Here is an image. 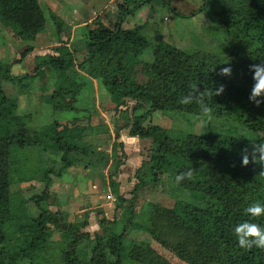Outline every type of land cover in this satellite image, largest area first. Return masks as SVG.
Returning a JSON list of instances; mask_svg holds the SVG:
<instances>
[{
  "label": "trees",
  "instance_id": "trees-1",
  "mask_svg": "<svg viewBox=\"0 0 264 264\" xmlns=\"http://www.w3.org/2000/svg\"><path fill=\"white\" fill-rule=\"evenodd\" d=\"M125 5L108 22L98 19L93 26L82 25L84 56L77 64L73 52L59 46L55 55L34 57L35 74L0 76V264H171L154 245L186 264H264V248L241 247L234 231L246 220L264 227V216L246 213L249 205L264 204V165L242 164V149L251 150V140L264 141V103L257 106L249 99V65L264 59V0H222L216 19L231 47L223 57L184 51L165 41L151 48L142 33L123 26L125 16L136 8ZM0 24L17 38L33 42L45 29V15L39 0H0ZM228 66L231 76L218 74ZM41 73L49 81L54 78L57 88L75 83L76 94L86 80L97 79L117 106L128 99L149 103L143 111L133 110L128 126L130 136L150 139L149 158L135 172L131 197L117 195L119 218L102 219L101 232L80 230L85 220L74 225L66 212L43 202L52 183L49 174L59 179L78 165L103 170L113 156L96 146L64 140L57 121L38 129L26 126L28 116L16 111L19 93L7 86ZM221 84L224 92L206 99L211 121L197 103L179 102L197 86L203 91ZM53 105L54 110L63 109ZM167 109L202 117L204 132L150 122L152 112ZM30 148L47 165L38 169L45 182L42 191L27 198L15 189L13 175ZM190 168L196 169L193 178L177 183L176 176ZM157 186L173 199L172 206L138 196ZM137 216L141 223L134 222ZM133 230L140 231L141 239L129 236Z\"/></svg>",
  "mask_w": 264,
  "mask_h": 264
},
{
  "label": "rangeland",
  "instance_id": "rangeland-1",
  "mask_svg": "<svg viewBox=\"0 0 264 264\" xmlns=\"http://www.w3.org/2000/svg\"><path fill=\"white\" fill-rule=\"evenodd\" d=\"M124 1L39 0L45 15V29L33 42L17 38L9 28L0 24V76L35 74L34 57L46 53L55 55L59 46H66L72 51L77 64L84 56V43L81 37L84 29L78 24L87 21L89 14L93 18L86 23L87 25L93 26L98 19L108 22L109 18L116 16L118 7L121 5L124 7L125 4L128 9L134 6L136 8L133 14L125 16L123 26L142 33L151 48L157 42L165 41L184 51L214 53L220 57L230 52L231 47H227L216 19L222 7V0H207L205 8L201 10L198 8L204 4V0H147L143 3H140L142 0L123 3ZM30 45L33 48L27 52L26 49ZM151 48L147 51L148 54ZM42 74L46 73L26 77L18 86L11 84L7 86L8 91L19 93L16 111L20 115L28 116L26 126L38 129L57 121L58 130L64 140L79 142V145L96 146L97 149H104L113 156V161L103 170L95 171L78 165L70 167L67 174L59 179L54 173L49 174L52 183L49 191L43 195V202L52 210H64L68 214V220L74 225L83 223V214L95 212L88 232L91 234L101 232L102 219L119 218L122 208L117 204V195L131 197L136 181L135 172L141 162L149 158L150 139L136 137L133 141H128L127 149L120 141L122 135L129 136L128 126L133 110L135 113L143 111L149 103H138L128 99L123 105L117 106L97 79L86 80L80 93L76 94L75 83L57 88L54 78L49 81L48 76H41ZM58 82L60 84L61 81ZM50 96H52L51 102ZM53 104L62 106L63 109L54 110ZM69 105L72 106L71 110L66 109ZM150 122L171 130L194 134L204 132L203 118L186 112L157 110L151 113ZM24 152L27 158H20L17 166L19 171L13 175V179L15 189L28 198L42 191L45 182L41 180L42 174L38 169L47 164L43 165V162L38 161V153L33 148ZM45 155V161L50 162V158ZM133 159L136 161H132ZM121 171L123 175L121 181L124 186L119 189V183L114 180L112 185L108 186L112 181L111 176H117ZM92 183L97 187L91 188ZM88 189L92 190L90 196H97L92 202L89 195L83 201V195L87 194L85 192ZM163 189L162 186L144 189L138 192V196L164 206H172L173 199L166 195ZM108 193L114 198L111 205H106V210L96 207L102 199L101 195L107 200L105 195ZM80 203L82 205H78ZM68 205L67 210L64 209ZM83 206L88 207L87 211L78 213L79 207ZM133 220L135 223L142 222L138 216ZM85 229L84 226L80 228V230ZM128 234L131 238L141 239L140 231L133 230ZM154 247L171 264H186L172 252L158 245ZM19 263L31 264L27 260L21 262L19 260Z\"/></svg>",
  "mask_w": 264,
  "mask_h": 264
},
{
  "label": "clouds",
  "instance_id": "clouds-1",
  "mask_svg": "<svg viewBox=\"0 0 264 264\" xmlns=\"http://www.w3.org/2000/svg\"><path fill=\"white\" fill-rule=\"evenodd\" d=\"M249 71L252 73V88L249 99L253 101L257 106L264 103V59L260 63H253L249 65ZM233 69L231 66L222 67L219 70L221 76H231ZM225 86L221 84L215 89L204 88L203 91L197 86L188 95L184 96L179 102L182 104L197 103L200 107L201 113L208 118L209 121L213 119L212 108L206 102L209 97H215L224 92ZM242 149V164L247 166L249 163H256L264 165V141H253L251 145ZM196 169L190 168L186 172H182L176 176V182L180 183L185 179L191 180L194 176ZM264 174V171H261ZM246 213L251 217L264 216V204L259 202L253 203L246 208ZM235 234L238 239V243L241 247L251 249L252 247L264 248V227L260 224L244 221L236 225Z\"/></svg>",
  "mask_w": 264,
  "mask_h": 264
},
{
  "label": "crops",
  "instance_id": "crops-1",
  "mask_svg": "<svg viewBox=\"0 0 264 264\" xmlns=\"http://www.w3.org/2000/svg\"><path fill=\"white\" fill-rule=\"evenodd\" d=\"M108 2H110V1H112V0H107ZM131 0H126L125 2H123V3H126V2H130ZM122 3V4H123ZM131 14H133V13H131ZM135 17V16H134ZM87 21H82L81 23H79L78 25H85L86 23H88V21H91V19L93 18L92 16H91V14H89L88 16H87ZM134 139H136V137L135 136H121V138H120V141H122L123 142V144L125 145V148L127 149V145H128V141H133ZM127 153V152H126ZM132 161H136V160H132ZM123 166V165H122ZM123 175H122V171L120 172V173H118V175L116 176V175H114V176H111V183L108 185V186H110V185H112V182H113V180L114 181H116V183L118 184L119 183V189L120 188H122L124 185H122V181H121V177H122ZM91 188H96L97 187V185L94 183H92L91 184ZM107 186V187H108ZM91 191L92 190H89L88 189V191H86L85 193H87V194H84L83 195V197H84V200L83 201H85L86 200V198H87V195H89V197H91V202L92 201H94L95 200V198H97V196H95V195H91L90 196V194H91ZM120 191V190H119ZM103 195H101V198L102 199H100V203H99V205H97L96 207H98V208H101V209H104V210H106V205L108 206V205H111V201H109V200H104L103 199V197H102ZM73 203H75V202H73ZM89 203V201L87 202V204ZM78 205H82L81 203L80 204H78ZM69 207V205L68 206H65L64 207V209H66L67 210V208ZM90 208V207H89ZM87 209H88V207H79V209L77 210V212L78 213H83V212H85V211H87ZM60 210H62V209H60ZM64 211V210H63ZM93 213H95V212H93V211H90V212H88L87 213V215H85V214H83L82 216L84 217L83 218V221L85 220L86 222H85V225H84V227H86V229L84 230V231H88V227L89 226H92V221H93V217H94V215H93Z\"/></svg>",
  "mask_w": 264,
  "mask_h": 264
},
{
  "label": "built area",
  "instance_id": "built-area-1",
  "mask_svg": "<svg viewBox=\"0 0 264 264\" xmlns=\"http://www.w3.org/2000/svg\"><path fill=\"white\" fill-rule=\"evenodd\" d=\"M105 198H106L107 200H109V201H113V200H114L113 196H112L110 193L106 194V195H105Z\"/></svg>",
  "mask_w": 264,
  "mask_h": 264
}]
</instances>
